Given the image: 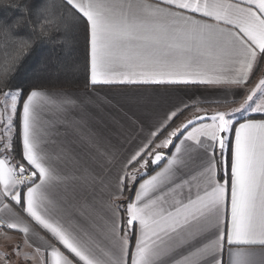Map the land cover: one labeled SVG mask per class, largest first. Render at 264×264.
Returning a JSON list of instances; mask_svg holds the SVG:
<instances>
[{"label": "snow or ice", "instance_id": "obj_1", "mask_svg": "<svg viewBox=\"0 0 264 264\" xmlns=\"http://www.w3.org/2000/svg\"><path fill=\"white\" fill-rule=\"evenodd\" d=\"M81 21L93 86L242 90L257 72L261 78L238 108L208 114L193 100L165 112L122 163L107 199L97 200L87 187L83 195L61 196L67 181L61 155L46 148L52 110L73 102L9 84L12 68L35 43L21 35L22 24L47 38ZM0 35L14 41L6 53L11 63L0 71V208L16 215L14 204L67 251L48 245L50 264H264V119H236L264 113V0H40L26 19L0 25ZM189 108H196L192 117L168 131ZM18 143L23 163L14 162ZM171 148L170 155L160 151ZM152 166L160 170L148 175ZM132 187L133 199H112Z\"/></svg>", "mask_w": 264, "mask_h": 264}, {"label": "crops", "instance_id": "obj_2", "mask_svg": "<svg viewBox=\"0 0 264 264\" xmlns=\"http://www.w3.org/2000/svg\"><path fill=\"white\" fill-rule=\"evenodd\" d=\"M261 70L264 71V64H261ZM259 78L261 73L257 72L242 90L227 86L119 83L95 86L91 84L84 89H40L58 100L67 99L73 102L66 111L58 113L56 109H53L51 114L54 128L46 151L52 155H61L59 171L67 178L66 183L59 186L58 195L63 196L65 193L69 196L76 193L83 195L87 187L89 193L95 192L97 200L107 199V194L113 191L121 175L122 163L165 112L181 101L187 103L194 100L196 107L204 109L207 113L237 106ZM201 100L209 102L201 103ZM195 112L196 108L186 111L175 127L186 122ZM256 114L264 115V113L251 112V114L243 115L239 120L264 119V116H252ZM90 137L94 143L90 142ZM174 151L175 149L172 148L171 152ZM106 153H111V157ZM164 163L166 161L160 167H163ZM159 170L160 168L148 175H153ZM85 175L89 180L87 186L83 184ZM143 178L147 179L148 176ZM134 196L135 191L132 199ZM121 198L122 196L118 195L112 196V199L117 202ZM75 202L73 199L72 203ZM5 203L10 202L5 201ZM12 207L16 215L0 208V216L6 224L17 223L19 226L13 230L6 227L0 230V257H3L0 258V264H42V256L45 257L47 264H50L51 249L47 247L48 245H55L68 255L47 230L14 204ZM25 226L29 228L27 234L19 230ZM37 248H40L41 252L38 253Z\"/></svg>", "mask_w": 264, "mask_h": 264}, {"label": "trees", "instance_id": "obj_3", "mask_svg": "<svg viewBox=\"0 0 264 264\" xmlns=\"http://www.w3.org/2000/svg\"><path fill=\"white\" fill-rule=\"evenodd\" d=\"M55 2L57 5L60 4V0H55ZM39 4L40 0H0V25H14L17 20L26 19L28 10L38 7ZM20 33L21 35L31 36L35 43L31 51L24 55L23 58L16 63V66L12 68L9 84L10 88L14 89L16 86H22L25 90L32 88L84 89L91 86L89 47L86 43L83 21L75 25L69 24L67 29L63 30L60 36L53 33L47 38H41L39 32H33L32 26L28 24L21 25ZM13 48L14 41L5 40V38L0 35V71H3V65L5 63H11L6 53H11ZM4 90L7 91L8 88H4ZM183 115L172 122L168 131H171V129L175 127ZM252 116L263 117L264 115L256 114ZM164 135L166 136L167 133H164ZM163 138L164 137L161 136L159 139ZM160 150L168 155L172 148L169 150ZM15 157L16 159L14 162H22L21 145L19 143L16 145ZM217 158H219L218 155ZM136 167H138V165H133L132 168ZM158 168L159 167L156 166L150 167L148 174ZM225 175L226 173L222 172L219 178L223 180ZM134 191V187L130 188V190H126L119 202L126 203L128 200H131Z\"/></svg>", "mask_w": 264, "mask_h": 264}, {"label": "rangeland", "instance_id": "obj_4", "mask_svg": "<svg viewBox=\"0 0 264 264\" xmlns=\"http://www.w3.org/2000/svg\"><path fill=\"white\" fill-rule=\"evenodd\" d=\"M257 102H259V99H257ZM239 104H240V102H239ZM239 104L237 105V106H232V107H229V108H227V109H218V110H221V111H228V110H230V109H232V108H238L239 107ZM215 112V111H214ZM211 113H213V112H209L208 114H211ZM248 114H251V111H249V112H243V113H237L236 114V119H239L240 117H242L243 115H248Z\"/></svg>", "mask_w": 264, "mask_h": 264}, {"label": "built area", "instance_id": "obj_5", "mask_svg": "<svg viewBox=\"0 0 264 264\" xmlns=\"http://www.w3.org/2000/svg\"><path fill=\"white\" fill-rule=\"evenodd\" d=\"M0 222H3L4 224H6L5 223V221L3 220V218L0 216ZM2 228H0V230H1Z\"/></svg>", "mask_w": 264, "mask_h": 264}]
</instances>
